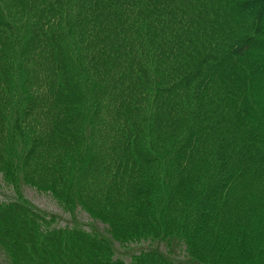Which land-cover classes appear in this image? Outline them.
Returning <instances> with one entry per match:
<instances>
[{
  "label": "trees",
  "instance_id": "16d2710c",
  "mask_svg": "<svg viewBox=\"0 0 264 264\" xmlns=\"http://www.w3.org/2000/svg\"><path fill=\"white\" fill-rule=\"evenodd\" d=\"M0 178V264H264V0H0Z\"/></svg>",
  "mask_w": 264,
  "mask_h": 264
},
{
  "label": "rangeland",
  "instance_id": "374dc122",
  "mask_svg": "<svg viewBox=\"0 0 264 264\" xmlns=\"http://www.w3.org/2000/svg\"><path fill=\"white\" fill-rule=\"evenodd\" d=\"M22 194L40 211H43L49 215H52V214L56 215L58 219L56 225H65L66 222L69 220V216H70L69 213L60 207V205L52 197V195L39 192L35 188L29 187L26 185L22 189ZM15 197H16V194L13 192L12 188L5 185L2 179L0 178V199L10 200V199H14ZM78 216L82 219V221L86 223L87 222L89 223V221H91L90 216L84 212H79ZM98 224L102 226L101 223H98ZM148 247H149V242L142 241L140 243H132L125 247H118L117 251H119L122 257L127 258L128 256H130L131 252L137 251L140 248H148ZM183 250L184 249L181 244L176 246L174 248V252H175L174 257L177 259H184L185 253ZM194 264H197V263H194Z\"/></svg>",
  "mask_w": 264,
  "mask_h": 264
}]
</instances>
